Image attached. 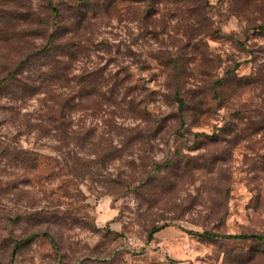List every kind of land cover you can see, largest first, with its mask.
<instances>
[{
	"label": "rangeland",
	"instance_id": "1",
	"mask_svg": "<svg viewBox=\"0 0 264 264\" xmlns=\"http://www.w3.org/2000/svg\"><path fill=\"white\" fill-rule=\"evenodd\" d=\"M47 45L28 125L0 89V264H264L225 236L264 235V0H0V78Z\"/></svg>",
	"mask_w": 264,
	"mask_h": 264
},
{
	"label": "trees",
	"instance_id": "2",
	"mask_svg": "<svg viewBox=\"0 0 264 264\" xmlns=\"http://www.w3.org/2000/svg\"><path fill=\"white\" fill-rule=\"evenodd\" d=\"M54 14L56 13L57 9L55 7L52 8ZM50 36H54L53 34H50ZM73 42V41H72ZM51 50H55L54 54L50 53ZM68 51V49H67ZM62 53V54H61ZM61 53L58 52V49H50V47L47 45L41 50L37 51L36 53H27L26 58H22L21 60L17 61L14 63L11 67L8 68V70L5 72V75L0 78V89L5 90L9 95H11L14 100L12 102V107L14 108V115L18 117L19 119V128L20 125H28L29 123V118H27L26 114H21L20 113V107L17 102H21L23 99L28 97V94H31L30 92L33 91L37 88L35 83V77H38L39 79L43 80H58L59 78H62L65 74L64 70L67 67L68 63L66 61V58H64V54H68L65 51H61ZM71 52L69 53V55ZM41 57L44 58H49L47 61V65H39L38 68L34 69L32 73L29 74H24V68L27 64V59L29 58H34V57ZM68 55V56H69ZM73 53L70 55L71 58ZM70 60V59H69ZM60 96V95H58ZM175 100L178 103V107L180 108L183 104L182 98L176 93L175 95ZM56 103V107L53 108L55 113H62L64 104H61L59 101V98L54 99ZM62 126V123L60 124ZM157 229V228H155ZM202 234L205 235H210L208 232H204ZM227 237H248L252 236L254 238L264 240V235L261 234H252V235H247V234H239V235H225ZM27 238V237H26ZM26 238H21L19 239L16 244H19L20 242L24 241ZM15 244V248H16ZM16 249L13 250V252Z\"/></svg>",
	"mask_w": 264,
	"mask_h": 264
}]
</instances>
